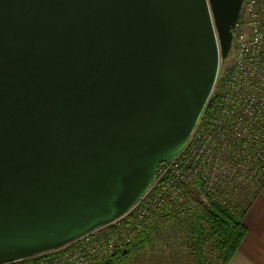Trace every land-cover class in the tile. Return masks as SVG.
Instances as JSON below:
<instances>
[{"label": "water", "instance_id": "obj_1", "mask_svg": "<svg viewBox=\"0 0 264 264\" xmlns=\"http://www.w3.org/2000/svg\"><path fill=\"white\" fill-rule=\"evenodd\" d=\"M244 0H0V264L131 211L186 146Z\"/></svg>", "mask_w": 264, "mask_h": 264}, {"label": "built area", "instance_id": "obj_2", "mask_svg": "<svg viewBox=\"0 0 264 264\" xmlns=\"http://www.w3.org/2000/svg\"><path fill=\"white\" fill-rule=\"evenodd\" d=\"M232 31L230 68L220 67L211 98L186 146L172 161L159 165L152 186L134 208L58 250L5 264H93L95 258L123 248L141 228L139 223L152 216L145 208L148 201L164 206L168 199H181L194 184L199 185L204 203L246 207L264 187V0H244ZM152 190L155 194L148 198ZM141 202L143 206L132 214ZM133 218L137 222L131 224ZM125 222L131 228L120 233Z\"/></svg>", "mask_w": 264, "mask_h": 264}, {"label": "trees", "instance_id": "obj_3", "mask_svg": "<svg viewBox=\"0 0 264 264\" xmlns=\"http://www.w3.org/2000/svg\"><path fill=\"white\" fill-rule=\"evenodd\" d=\"M199 185L194 184L187 187L181 199L167 200L164 206L158 204L146 203L145 208L152 214L146 216L143 222H140L141 228L133 232L130 240L123 245L121 249H115L109 259L100 258L95 264H116L117 260L125 258H135L136 254L143 253L145 245H150L153 234L157 227L164 222L168 216H174L179 206H187L193 200L199 201L203 209L194 216L193 234L202 247L208 243L212 244L219 255L220 261L217 264L227 263L237 252L242 240L248 232L247 226L241 220V215H233L240 210L239 205L223 207L217 203H204L201 197ZM192 197V198H191ZM245 211V210H244ZM164 219V220H163ZM150 221V222H149ZM134 229V228H133ZM131 232V231H130ZM56 252H52L53 254ZM202 253V252H200ZM46 254V255H50ZM201 259L197 264H216L207 261L206 257L198 256ZM116 260V261H115Z\"/></svg>", "mask_w": 264, "mask_h": 264}, {"label": "rangeland", "instance_id": "obj_4", "mask_svg": "<svg viewBox=\"0 0 264 264\" xmlns=\"http://www.w3.org/2000/svg\"><path fill=\"white\" fill-rule=\"evenodd\" d=\"M233 48L222 63V71L230 68L233 61ZM155 191L152 190L148 194V198H152ZM192 198V197H191ZM143 206L141 202L132 214H136L139 208ZM247 206V205H246ZM203 209V205L196 201L194 198L187 206H179L178 211L174 212V216H168L163 223H161L156 232L152 235L153 239L150 245H145L146 248L143 253L136 254L135 258H123L115 260L116 264H197L201 259L198 256L206 257L210 263H218L220 261L219 255L214 246L210 243L206 247H202L195 235L194 229V216H196ZM246 207H240V210L233 215L242 214ZM238 217V216H237ZM136 219L131 220V224L136 223ZM150 222V221H149ZM127 222L123 223V228L130 227ZM202 252V253H200ZM112 256V253L110 254ZM109 259L110 257H105ZM199 259V260H198ZM98 260L95 258L93 264Z\"/></svg>", "mask_w": 264, "mask_h": 264}, {"label": "crops", "instance_id": "obj_5", "mask_svg": "<svg viewBox=\"0 0 264 264\" xmlns=\"http://www.w3.org/2000/svg\"><path fill=\"white\" fill-rule=\"evenodd\" d=\"M241 220L248 232L225 264H264V187L247 204Z\"/></svg>", "mask_w": 264, "mask_h": 264}]
</instances>
